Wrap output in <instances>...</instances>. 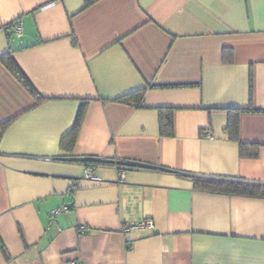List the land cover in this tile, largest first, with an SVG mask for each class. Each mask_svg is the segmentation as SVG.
Here are the masks:
<instances>
[{"label":"crops","instance_id":"obj_1","mask_svg":"<svg viewBox=\"0 0 264 264\" xmlns=\"http://www.w3.org/2000/svg\"><path fill=\"white\" fill-rule=\"evenodd\" d=\"M7 53L0 264H264V198L193 186L264 183V0H0Z\"/></svg>","mask_w":264,"mask_h":264},{"label":"trees","instance_id":"obj_2","mask_svg":"<svg viewBox=\"0 0 264 264\" xmlns=\"http://www.w3.org/2000/svg\"><path fill=\"white\" fill-rule=\"evenodd\" d=\"M1 62L8 68V70L17 78V80L26 88V90L37 100L40 101L41 97L37 94L35 89L32 87L30 82L24 76L20 68L16 65L12 59L10 53L3 54L0 56ZM143 89L134 91L127 97H119L115 99L118 102H127L129 98H136V101L140 99ZM135 100V99H134ZM85 104L82 103L78 109L72 127L67 134L63 135L60 140V147L64 149H69L73 146L78 129L81 124V120L84 113ZM253 110V109H251ZM159 129L160 133L163 135H170L172 133V123H171V110L169 109H159ZM226 128H231V137L236 136V128L234 123H229ZM240 145V155L243 154ZM90 162H85L89 164ZM94 164V163H92ZM124 161H118L116 163L117 168L125 169L123 166ZM193 186L198 190H205L218 193L226 194H238L246 196H254L264 198V183L245 181L238 178H224V177H206V178H193ZM0 249L3 251L4 246L0 238Z\"/></svg>","mask_w":264,"mask_h":264},{"label":"built area","instance_id":"obj_3","mask_svg":"<svg viewBox=\"0 0 264 264\" xmlns=\"http://www.w3.org/2000/svg\"><path fill=\"white\" fill-rule=\"evenodd\" d=\"M11 32L16 34V35H20V32H21V23L19 20H14L11 24ZM205 137L207 138H211L212 135L210 133H205L204 134ZM118 161L114 160L113 161V165L114 167L116 168V170L118 171V173H120L122 175L123 173V169L121 168H117L116 167V163ZM84 176L86 178H90V179H97L96 175L94 174V164L92 163H89V164H86L85 165V168H84ZM63 208H59V209H56L53 211V213H56L57 211L59 210H62ZM152 222L148 219H141L140 221H136V222H130V223H126L125 224V229H128L130 227H139V228H145V229H151L152 228ZM70 264H80L79 261H72Z\"/></svg>","mask_w":264,"mask_h":264}]
</instances>
